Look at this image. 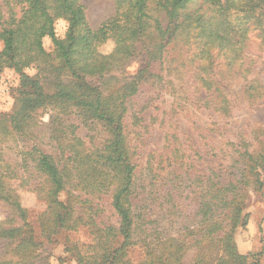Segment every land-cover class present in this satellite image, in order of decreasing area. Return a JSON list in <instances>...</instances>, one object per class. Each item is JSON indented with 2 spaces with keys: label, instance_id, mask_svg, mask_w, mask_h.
Segmentation results:
<instances>
[{
  "label": "rangeland",
  "instance_id": "obj_1",
  "mask_svg": "<svg viewBox=\"0 0 264 264\" xmlns=\"http://www.w3.org/2000/svg\"><path fill=\"white\" fill-rule=\"evenodd\" d=\"M81 3L92 29L115 13L114 0ZM15 11L19 15V6ZM152 12L164 17L161 10ZM148 21V28L156 33L153 20ZM259 24L264 28L263 17ZM67 27V21L57 18L56 36L63 38ZM249 28L253 30L231 50V61L228 48L221 43H214L211 55L202 57L201 49L189 41L192 33L186 30L170 41L163 54L155 52L156 40L139 38L131 59L107 74L115 87L131 81L137 87L121 119L136 165L129 194L135 230L122 264L145 263L159 254V244H178L176 238L183 244L180 264H264L263 167L255 170L261 187L247 189L241 220L233 231L235 249L246 257L243 260H235L222 242L211 240L209 192L189 194L187 179V175H196L205 181L212 169L227 164L235 145L264 153V32L259 34L256 24ZM43 47L52 51L48 37L43 38ZM114 47L111 39L97 45L104 54ZM22 73L38 77L46 92H53L58 81L44 65H31L21 72L9 66L0 69V172L14 188L11 202H18L25 214L21 230L49 264H110L101 258L106 246L96 244L98 236L107 235V228L118 226L111 189L102 187L106 176L100 155L110 137L109 127L82 117L71 106L50 104L22 110V117L16 119ZM206 75L211 81L200 80ZM246 86L255 89L250 92ZM37 151L76 165L74 183L66 190L78 194L79 203L74 202L70 221L63 225L46 216L48 188L35 167ZM57 200L66 203L68 193L60 192ZM8 208L0 201V222L10 217ZM182 220L186 223L178 230L168 231ZM169 233L176 238L166 236Z\"/></svg>",
  "mask_w": 264,
  "mask_h": 264
},
{
  "label": "trees",
  "instance_id": "obj_2",
  "mask_svg": "<svg viewBox=\"0 0 264 264\" xmlns=\"http://www.w3.org/2000/svg\"><path fill=\"white\" fill-rule=\"evenodd\" d=\"M114 3V15L92 29L81 0H0V69L9 66L21 72L31 65H44L58 80L54 91L46 92L38 77L22 73L20 107L13 116L16 119L19 115L22 117V110L50 104L71 106L82 117L104 122L109 127L110 137L100 155L106 176L102 187L111 189L110 203L118 217V226L107 228V235L98 236L96 244L106 246H103L102 259L111 261L110 264H122V256L133 243L135 230L129 194L134 186L136 165L121 119L137 87L133 81L115 87L107 74L131 59L139 38H149L151 43L156 40L155 52L163 54L170 41L183 36L186 30L192 33L189 41L201 49L202 57L211 55L214 43H221L228 48L227 57L231 61L234 57L231 50L253 30L249 28L251 25L259 26V34L264 32L259 24L264 18V0H114ZM18 6L19 15L15 11ZM155 10H161L164 17L152 15ZM57 18L68 23L63 38L57 37L54 31ZM151 19L156 33L148 28ZM44 37L51 40V52L43 47ZM107 39L113 40L115 47L111 53L104 54L98 51L97 45ZM65 74L69 79L61 78ZM95 76L96 81L87 78ZM200 80L211 81L208 75ZM254 89L245 87L250 92ZM35 162L47 183L46 216L48 219L52 216L56 224L68 223L74 202L79 203V195L71 188L66 190L74 183L76 165L60 162L43 151H37ZM261 166L264 169L263 152L253 153L247 147L235 145L227 164L212 169L205 181L202 177L187 175L191 183L189 194L209 192L211 240L222 242L224 250L235 260L246 259L235 249L233 231L240 223L247 189L261 187L255 171ZM13 190L9 179L0 172V201L11 208H8L10 217L0 222V264H49L32 238L21 230L20 220L25 214L18 202H11ZM63 191L68 193L67 202L71 205L57 200ZM184 223L186 220L175 222L168 231L178 230ZM166 236L176 238L173 233ZM175 242L178 244H159V254L156 252L142 264H180L183 244L180 238Z\"/></svg>",
  "mask_w": 264,
  "mask_h": 264
}]
</instances>
